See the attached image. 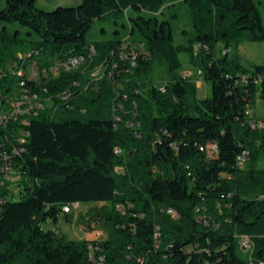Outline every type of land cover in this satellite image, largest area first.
Returning <instances> with one entry per match:
<instances>
[{"label":"trees","instance_id":"16d2710c","mask_svg":"<svg viewBox=\"0 0 264 264\" xmlns=\"http://www.w3.org/2000/svg\"><path fill=\"white\" fill-rule=\"evenodd\" d=\"M36 1L0 8V103L20 97L22 82L53 97L0 124V264H95L92 252L102 264H264V127L252 124L264 118L247 112L264 99V64L227 53L264 41L256 0H81L53 10ZM177 1L192 10L187 43L160 17ZM121 13L124 33L88 37L96 19ZM181 52L211 95L182 75ZM76 55L81 67L41 73ZM155 57L171 74L163 81L152 77ZM31 62L38 77L26 73ZM98 65L102 77L88 83L85 69ZM68 88L70 98L57 96ZM3 165L17 178L4 179ZM75 202L102 203L91 215L105 237L44 226ZM240 235L250 238L246 257Z\"/></svg>","mask_w":264,"mask_h":264},{"label":"rangeland","instance_id":"374dc122","mask_svg":"<svg viewBox=\"0 0 264 264\" xmlns=\"http://www.w3.org/2000/svg\"><path fill=\"white\" fill-rule=\"evenodd\" d=\"M169 2L172 0H168ZM37 5L40 8L46 10H53L56 7L63 6H76L81 3V0H37ZM259 10L261 12L262 21L264 23V0H256ZM6 0H0V8L4 7ZM130 15H136L137 12L129 9ZM161 18H168L172 20L173 30L175 34L176 42L187 43L190 38L195 34V28L193 25L192 10L186 2L177 1L174 4L167 6L165 12L160 15ZM128 22V14L121 13L120 15H109L106 18L96 19L92 28L89 30L88 37L93 39L113 38L116 37V30H120L121 33L125 32L123 26ZM14 26L18 25L16 23ZM224 44L218 43L216 45L217 54L224 53ZM227 53L231 57L238 56L247 65L264 64V41H247L241 43L238 47H232L227 50ZM180 57L183 61V67L181 73L183 76H189L196 80L198 86L199 96L205 97L211 95V84L207 82L201 72L193 65L190 55L185 52L180 53ZM154 66L152 77L155 81H163L171 74L168 72L164 61L158 57L154 58ZM29 65L31 63H28ZM84 62L78 66L81 67ZM21 68L19 72L26 71L30 77H34L33 69L31 66ZM90 69V68H89ZM104 65H99L97 73L85 69V75L89 78L88 83L97 82L103 75ZM19 97H16V99ZM15 99H12L13 101ZM10 101V102H11ZM44 100V107L46 105ZM51 102L52 100H47ZM10 106V105H9ZM8 106V107H9ZM8 107L6 110H8ZM252 113L258 118H264V99H258L252 107ZM117 119L118 116H115ZM133 124V123H132ZM14 175L12 179H16ZM102 203H78L76 205H70L69 208L64 207V211L61 212L58 221L54 222L51 219L44 223L45 227L58 229L60 232L67 234L72 238H86L89 240L101 239L105 237V230L101 221L92 217L91 210L100 207ZM251 247L243 248V256L246 257Z\"/></svg>","mask_w":264,"mask_h":264},{"label":"built area","instance_id":"2783aa9c","mask_svg":"<svg viewBox=\"0 0 264 264\" xmlns=\"http://www.w3.org/2000/svg\"><path fill=\"white\" fill-rule=\"evenodd\" d=\"M126 47H127V45L125 46V48ZM83 58L84 57L81 55L78 57H72V60L65 61L64 63H61V64L48 65V67H44L42 69L41 73H43L44 76H48L49 72L51 71L53 76H56L62 69H65V67H72L73 68V66H80V60H83ZM32 65H33V74H34L33 76L34 77H31V78L38 77V75H40L38 67L33 63H32ZM98 67H99V65H98ZM98 67L95 71H93L94 74L99 72ZM200 72H201V70H200ZM21 84L24 86L22 95L19 98L10 102V106L8 107V110L4 109L3 104L0 103V124L6 123L10 117L17 116L20 113L30 112V111L38 112L40 109L44 108V105H43L44 100H50V99L53 100L52 95L48 96V97H41L37 92L31 94L27 90V88L25 87V82H22ZM75 84L78 85L79 83L75 82ZM72 95H73V90L71 88H68V89H66L62 92H59L57 94V96L63 100L70 98ZM247 112L250 115H252V112L250 109H248ZM26 122H28V121L26 120ZM252 124L255 127H257V126L258 127H264V121L261 119L254 118L252 120ZM202 149L207 150L209 153H214L217 149V146L215 143H207L206 146L202 147ZM117 151L119 152L120 149H117ZM245 158H246V152L244 151L242 154H240L237 157L238 163L239 164L243 163ZM1 171L3 172L4 179H12L15 175V173H14L15 170L10 165L1 166ZM76 204H78V202H75L72 205H76ZM69 206L70 205H67V206H65V208H69ZM168 212H170L173 215L176 214V211L172 208H169ZM240 244H241L242 248L251 247L249 236L248 235H240ZM92 256L94 257L95 264H102V262H103L102 256L96 257L94 252H92Z\"/></svg>","mask_w":264,"mask_h":264},{"label":"bare ground","instance_id":"6f19581e","mask_svg":"<svg viewBox=\"0 0 264 264\" xmlns=\"http://www.w3.org/2000/svg\"><path fill=\"white\" fill-rule=\"evenodd\" d=\"M78 56H81V55H76V56H71L69 59L65 60V61H68V60H72V57H78ZM65 61H62L61 63H64ZM85 62V59L83 58V60H80V65ZM60 63V64H61ZM78 66H73V68H77ZM66 69H72V67H65ZM200 72V71H199ZM242 165V163L240 164Z\"/></svg>","mask_w":264,"mask_h":264}]
</instances>
